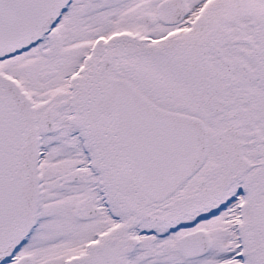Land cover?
Instances as JSON below:
<instances>
[{
	"label": "snow or ice",
	"instance_id": "1",
	"mask_svg": "<svg viewBox=\"0 0 264 264\" xmlns=\"http://www.w3.org/2000/svg\"><path fill=\"white\" fill-rule=\"evenodd\" d=\"M0 264H264V0H0Z\"/></svg>",
	"mask_w": 264,
	"mask_h": 264
}]
</instances>
